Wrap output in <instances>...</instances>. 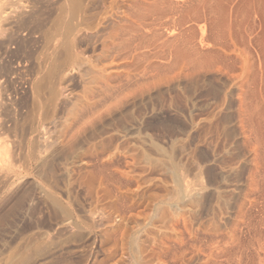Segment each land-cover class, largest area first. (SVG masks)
Instances as JSON below:
<instances>
[{
  "label": "rangeland",
  "instance_id": "1",
  "mask_svg": "<svg viewBox=\"0 0 264 264\" xmlns=\"http://www.w3.org/2000/svg\"><path fill=\"white\" fill-rule=\"evenodd\" d=\"M208 1L239 42L191 63L165 0H0V264H264V0ZM130 2L171 40L145 71L103 49Z\"/></svg>",
  "mask_w": 264,
  "mask_h": 264
},
{
  "label": "bare ground",
  "instance_id": "2",
  "mask_svg": "<svg viewBox=\"0 0 264 264\" xmlns=\"http://www.w3.org/2000/svg\"><path fill=\"white\" fill-rule=\"evenodd\" d=\"M123 1V0H122ZM142 1V0H141ZM158 1V0H157ZM166 2H169L171 3V5H177V7L181 6L183 12L181 13L182 15L180 16V19H179V32H178V36L180 37V43H178V45L180 44V49L184 50V54H185L187 57H189L191 59V63H195V61L197 62L198 58L200 59L202 56L206 55L207 53H211L212 50H209L206 48L205 50V47H220L222 48V50H230V45L232 46H235V44L233 43V40L236 41V39H234V37H236V34L234 36V32H233V28L234 27H237V24H240L238 22H236V26H234L231 22L235 23V21H232L230 20L228 22V17H230L229 19H232L231 17L232 16H227L226 13V17L225 15L222 14V10L220 7H216L214 8V5L216 6V4H213L214 1L212 2H209L208 0H200L201 4L199 3V5H193V6H189V7H184L185 5H182V3L184 1H186L185 3H188V2H193L191 0H165ZM217 1V0H216ZM229 1V0H228ZM254 1V0H253ZM120 2V1H119ZM135 1H133L134 3ZM137 2L136 1V6L137 5ZM197 2V1H196ZM199 2V0H198ZM197 2V3H198ZM217 2H220L217 1ZM222 2V1H221ZM220 4H223L221 3ZM224 2V1H223ZM234 2V1H232ZM239 2V1H238ZM256 2V1H255ZM258 2V1H257ZM72 3V2H71ZM129 3V2H128ZM141 3V2H140ZM149 3V2H148ZM226 2H224L225 4ZM231 3V2H230ZM243 3V1H242ZM264 3V1H263ZM120 4V3H119ZM135 4V3H134ZM143 4V3H142ZM158 4V3H157ZM164 4V1L163 3ZM180 4V5H179ZM203 4V6H201ZM229 4V2H228ZM228 4L225 6L227 8ZM235 4V3H234ZM237 4V3H236ZM114 5V4H112ZM187 5V4H186ZM135 6V5H134ZM135 6V8H136ZM142 6V5H141ZM151 6V5H150ZM155 6V5H154ZM152 5V7H154ZM112 7V6H111ZM127 7L126 8V14L123 16L118 15V17H114V19L112 20V23L110 24H105L103 26V34L105 36V40L103 42V49L106 51V52H109L110 56L112 59L111 61L112 62H116V60H128L130 59L131 61V66H138V63H140V61L142 63H140L141 65L144 66L143 70L145 69V67H151V65H155V60H152L153 58L154 59H162L163 58V55L164 54L166 56V53H161L162 52V48L164 49V46L166 47L167 43H169L171 40L170 38H163V35L157 30V28L155 26H157V23L155 22L156 19H152L150 17V15L152 16L153 14H149V15H142L141 19H136L135 22H132L133 19H135L134 17H136L135 15L133 16V19H130L129 15H131L132 13L129 14V12H131V10L129 11V9H131L133 7V4H131L130 2V5L129 7L128 6H125ZM151 7V8H152ZM223 8L224 10L226 8ZM229 7V6H228ZM235 7V6H234ZM73 8V7H72ZM71 8V9H72ZM114 8V7H113ZM138 9V7H137ZM165 9V8H164ZM205 9L206 10V13L204 11H202V13L204 12L206 15L204 14H201L202 16H199V13L201 12V10ZM264 9V8H263ZM148 10V8H147ZM151 10V9H150ZM149 10V11H150ZM157 10V9H156ZM180 10V8H179ZM227 10V9H226ZM229 10V9H228ZM238 10V9H237ZM133 11V9H132ZM136 11V9H135ZM145 11V10H144ZM142 11V12H144ZM244 11V10H243ZM69 12L72 13V11L69 10ZM110 12V11H109ZM224 12V11H223ZM238 11H236L237 13ZM108 13V12H107ZM113 13V12H112ZM120 13V12H119ZM123 13V12H122ZM135 12H133L134 14ZM160 13V12H159ZM175 13V12H174ZM73 14V13H72ZM132 14V15H133ZM156 14V13H155ZM158 14V13H157ZM69 16H71L69 14ZM106 16V15H105ZM140 17V16H139ZM137 17V18H139ZM161 17V16H160ZM178 17V16H177ZM241 17H244V16H241ZM132 18V16H131ZM202 18L203 21H204V24H207V27L209 28L210 32L208 33L209 35L207 36H204V31H197V28H202V27H199L198 25L200 24L199 21H202ZM227 18V21H225V19ZM102 19V18H101ZM176 19V18H175ZM201 19V20H200ZM237 19V18H236ZM107 20V19H106ZM160 20V19H159ZM158 20V21H159ZM178 20V19H177ZM242 20V19H241ZM245 20V19H244ZM243 20V21H244ZM66 21V20H65ZM63 21V22H65ZM68 21V20H67ZM66 21V22H67ZM101 21V20H100ZM238 21V20H236ZM240 21V20H239ZM103 22V21H102ZM68 24L65 26L64 30L62 29L61 27V31H65L64 34L68 33L71 31L72 29V26H71V22L69 23V21L67 22ZM244 23V22H243ZM202 24V23H201ZM242 24V23H241ZM63 26V27H64ZM204 26V25H203ZM175 27V26H174ZM206 27V28H207ZM238 27H240V25H238ZM237 27V28H238ZM204 28V27H203ZM202 28V30H203ZM237 28H235L237 30ZM243 28V27H242ZM233 29V30H232ZM239 29L238 28V34H239ZM245 29V28H244ZM99 30V29H98ZM152 30V31H151ZM201 30V29H200ZM208 30V29H207ZM242 30V29H241ZM62 31V32H63ZM73 31V30H72ZM206 31V30H205ZM150 32V33H148ZM201 32V33H200ZM237 32V31H236ZM235 32V33H236ZM243 32V31H242ZM177 33V32H176ZM207 33V31H206ZM246 33V32H245ZM244 33V34H245ZM165 34V33H164ZM70 35V34H69ZM171 35V34H170ZM242 35V33H241ZM177 35H175V38L178 37ZM237 39L239 38V35H237ZM132 38L133 40V43H127L124 47H122V41L125 42L124 40H131L130 38ZM69 38V37H68ZM242 38V36L240 37ZM179 39V38H178ZM131 40V41H132ZM176 40V39H175ZM239 40V39H238ZM237 40V41H238ZM243 40V39H242ZM121 43H120V42ZM128 41V40H127ZM173 41V40H172ZM236 41V43H237ZM241 41V40H240ZM130 42V41H129ZM177 42V41H176ZM239 42V41H238ZM245 42V41H244ZM249 42V41H248ZM66 43H68L66 41ZM232 43V44H231ZM241 43V42H240ZM178 45L175 46L178 48ZM168 46V45H167ZM231 46V47H232ZM239 46V45H238ZM148 47H150L148 49ZM152 48V49H151ZM219 48V49H220ZM234 48V47H232ZM167 49V48H166ZM179 49V50H180ZM242 49V48H241ZM102 51V50H101ZM165 50H163L164 52ZM178 52V50H176ZM215 50H213L214 52ZM234 51V50H233ZM232 51V52H233ZM104 52V51H103ZM166 52V51H165ZM169 52V51H168ZM171 52V51H170ZM224 52V51H223ZM222 52V53H223ZM173 53V51H172ZM180 51H179V57H181L180 55ZM215 53V52H214ZM225 53V52H224ZM227 53V52H226ZM240 53V52H239ZM230 54V53H229ZM233 54V53H232ZM241 54V53H240ZM170 55V54H169ZM184 55V56H185ZM208 55V54H207ZM210 55V54H209ZM228 55V53H227ZM226 55V56H227ZM164 56V58H166ZM177 56V55H176ZM183 56V55H182ZM211 56H212V53H211ZM210 56V58H211ZM229 56V55H228ZM235 56V54H234ZM230 57V56H229ZM176 58V57H174ZM203 58V57H202ZM206 58V57H205ZM204 58V59H205ZM228 57H226L227 59ZM240 58V57H239ZM208 59V58H207ZM229 59V58H228ZM177 60V59H176ZM203 60V59H202ZM212 60V59H210ZM214 60V59H213ZM231 60V59H230ZM129 61V60H128ZM169 61V60H168ZM206 61V60H205ZM209 61V60H208ZM218 61V60H217ZM164 62V61H163ZM188 62V61H187ZM247 60H243V63H244V67L247 66L246 64ZM110 63V61H109ZM126 63V62H125ZM158 60H157V64H158ZM190 63V62H189ZM205 64V62H203ZM211 63V62H210ZM216 63V62H215ZM223 63V62H222ZM235 63V62H234ZM111 64V63H110ZM139 64V65H140ZM251 64V63H250ZM106 65V64H104ZM112 65V64H111ZM120 65V64H119ZM141 65L139 66V69L141 68ZM208 65V64H207ZM229 65V64H228ZM128 66H129V63H128ZM134 66V67H135ZM174 66V65H173ZM235 66V65H234ZM254 66V65H253ZM229 67V66H228ZM103 68V67H102ZM126 68V67H125ZM129 68V67H128ZM186 68V67H185ZM105 69V68H104ZM103 69V70H104ZM117 69V68H116ZM138 70V69H137ZM142 70V69H141ZM141 70L140 72H138V74L140 73L141 74ZM242 70V69H241ZM106 71V70H105ZM136 71V70H134ZM139 71V70H138ZM145 71V70H144ZM132 72H133V69H132ZM131 72V69H127V72H125L124 74L120 73V72H117L116 70H113L111 72H106L107 75H106V79L108 81H111V82H115L114 84L112 83V85H108V87L110 86L111 90L112 89H120L121 87H124L125 85H127L128 87L133 84L135 81V76L137 75L136 74H133ZM236 72V71H235ZM243 73V71H241ZM53 73V72H52ZM232 73V72H231ZM238 74V73H237ZM240 74V73H239ZM249 74V73H248ZM244 75V74H243ZM253 75V74H252ZM255 75V74H254ZM105 76V75H104ZM142 77V76H141ZM237 77V76H236ZM242 78V77H241ZM249 78V79H248ZM247 78V81H242L244 83V87H246V91H244V93L242 95L245 94V99L247 98L248 93H250L251 91H253L255 88V86L253 87H250L251 84H254L252 82H250L252 80V78L250 79V76ZM255 78V77H254ZM263 78V77H262ZM104 79V78H103ZM105 80V79H104ZM106 80V81H107ZM124 80V83L122 84L121 82ZM141 80V79H138L137 82ZM104 81V82H106ZM107 81V82H108ZM254 81V80H252ZM111 82H109L111 84ZM136 82V83H137ZM261 82V81H260ZM142 84V83H140ZM247 85V86H246ZM257 85V84H255ZM264 86V85H263ZM131 87V86H130ZM126 88V87H125ZM133 88V87H132ZM251 88H253V90H251ZM259 89V88H258ZM109 88L106 90L108 91ZM251 90V91H250ZM250 91V92H249ZM255 91V90H254ZM254 91L251 93V95H254L256 93H254ZM120 93V92H118ZM262 93V92H261ZM116 94V93H115ZM117 95V94H116ZM106 96V95H105ZM115 96V95H114ZM262 96V95H261ZM243 98V97H242ZM249 99V98H248ZM251 99H254L251 98ZM257 99V98H256ZM255 99V100H256ZM251 105L253 102H251V100H249ZM255 102V101H254ZM257 102V101H256ZM243 103V102H241ZM246 103V102H245ZM246 105V104H244ZM250 105H248L249 107ZM254 106V105H253ZM246 107V106H245ZM256 107V106H255ZM247 108V107H246ZM245 108V109H246ZM249 109V108H248ZM253 109V108H252ZM255 110V109H254ZM250 111V110H249ZM246 112V111H245ZM247 113V112H246ZM251 113V111H250ZM145 241V240H144ZM142 243V242H141ZM154 246L150 247V249H152ZM154 249V248H153ZM146 250H149L147 249L146 246L142 245L140 246V250L137 251L139 252V257H138V261L137 263L139 264H146L148 263V261H150V258L151 256L148 255V253H146ZM150 251V250H149ZM151 252V251H150ZM153 252V250H152ZM138 254V253H137ZM152 255V254H151ZM150 256V257H149ZM136 257V258H137ZM178 257V256H177ZM153 259V258H151ZM152 263L151 264H154V260L151 261ZM149 264V263H148ZM156 264V263H155Z\"/></svg>",
  "mask_w": 264,
  "mask_h": 264
}]
</instances>
